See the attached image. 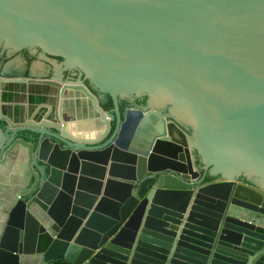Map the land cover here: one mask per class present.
Wrapping results in <instances>:
<instances>
[{"label":"water","instance_id":"water-1","mask_svg":"<svg viewBox=\"0 0 264 264\" xmlns=\"http://www.w3.org/2000/svg\"><path fill=\"white\" fill-rule=\"evenodd\" d=\"M0 44L77 74L0 75V184L26 158L0 195V264H264V0H0ZM8 83L46 86L54 105L14 122ZM141 93L170 99L194 131L154 104L121 119L117 96ZM78 94L103 126L94 138L67 132ZM194 151L221 180L202 183Z\"/></svg>","mask_w":264,"mask_h":264},{"label":"flooded vegetation","instance_id":"flooded-vegetation-1","mask_svg":"<svg viewBox=\"0 0 264 264\" xmlns=\"http://www.w3.org/2000/svg\"><path fill=\"white\" fill-rule=\"evenodd\" d=\"M23 50V49H22ZM4 60V61H3ZM16 61V66L22 68L26 67L30 74L27 77H38L44 79H57L63 82H69L76 79V72L73 70L65 71L64 66L61 64L62 60L57 56H51L43 53L38 49H26L24 52L21 50H15L11 47H6L0 44V75L2 77H8L5 73L8 71V65L10 61ZM10 77H22V76H10ZM3 95H9L8 101H3ZM48 91V88L43 85H30L26 86L24 84L19 83H8L2 85L1 90V100L3 102L2 112L5 115H8L14 122H21L26 115L29 117L35 110L37 106L40 105V109L42 108L43 112H46L49 109V106H44V104H49L51 106L54 105V100ZM34 98V100H31ZM158 100L154 99L151 104H156ZM27 103V107L19 109L17 105H21ZM39 109V110H40ZM38 110V111H39ZM52 110V108H51ZM80 112V111H78ZM77 112V113H78ZM25 113V115H24ZM41 115V114H40ZM50 116L52 113L49 114ZM34 118V117H33ZM40 116L38 117V119ZM3 121L4 124H0V130L3 134H5L6 122L5 120L0 118V122ZM23 132H27L29 137L34 138L38 137V134L33 133L31 131H17L14 134L10 131L8 136L13 135V139H17L21 137ZM24 140V139H22ZM26 141V140H24ZM29 143H34L33 141H27ZM25 156L16 157L15 160L11 161L5 168H3L2 172H6V174L13 173L12 178L17 175L18 169H25L26 165ZM38 164L40 162L38 161ZM8 167V170H6ZM19 171V170H18ZM17 172V173H16ZM16 173V175H15ZM6 181L1 182L0 184V195L5 194L7 192L8 185H5Z\"/></svg>","mask_w":264,"mask_h":264},{"label":"trees","instance_id":"trees-1","mask_svg":"<svg viewBox=\"0 0 264 264\" xmlns=\"http://www.w3.org/2000/svg\"><path fill=\"white\" fill-rule=\"evenodd\" d=\"M26 49H23L21 51H25ZM59 59L62 60L61 57H58ZM4 61V60H3ZM9 65L8 71L5 73L6 76H22V77H27L30 74V71L26 67H17L16 66V61H10L8 62ZM83 83L86 85V87L93 93L97 100L99 106L104 110V111H109L112 112V99L111 96L108 93H102L100 92L91 82L89 79L83 78ZM9 95H3V101H8ZM31 100H34L32 98ZM154 100V94L152 93H141L139 96H133L130 95L129 97H122V96H117V103L121 115V119L123 118L124 110L128 107H145L149 108L152 104L151 102ZM159 110L163 112V114L168 115L170 118L176 120L178 124L188 133L191 134L194 131V125L191 122L189 116L187 114H183L181 117L177 116L173 112V108L175 106L174 102H172L168 98L162 99V101L158 104H154ZM1 125L4 124L3 121L0 122ZM115 126V120L111 121V131L113 130ZM35 137H29L27 135V132H23L21 134L22 139L26 141H33L36 142V135ZM195 156V167L198 169V171L201 174H204L202 183H210L214 181H219L221 180L220 175H210L208 170H204L202 163L199 160V156L197 155L196 151L193 152ZM240 182L245 183L247 185H250L252 187L256 188H261V185L258 181L254 179V177H246L245 175H241L238 179ZM53 264H68L67 262L64 261H55Z\"/></svg>","mask_w":264,"mask_h":264},{"label":"bare ground","instance_id":"bare-ground-1","mask_svg":"<svg viewBox=\"0 0 264 264\" xmlns=\"http://www.w3.org/2000/svg\"><path fill=\"white\" fill-rule=\"evenodd\" d=\"M79 104H72L73 108L69 106V112L65 113V118L69 123H67V132L78 137V138H94L99 133L102 132L103 126L91 119L96 115V112L90 107V102L87 99H83L81 95H77ZM83 108L81 104H84ZM76 105L80 107V112H76ZM73 112V113H72ZM72 113V114H71Z\"/></svg>","mask_w":264,"mask_h":264},{"label":"crops","instance_id":"crops-1","mask_svg":"<svg viewBox=\"0 0 264 264\" xmlns=\"http://www.w3.org/2000/svg\"><path fill=\"white\" fill-rule=\"evenodd\" d=\"M12 174L13 173H9V174H5L6 176H4L6 182H5V185H8V187L11 185V181L14 180V178H12ZM3 213V210L0 209V215ZM0 221H1V218H0ZM1 229V228H0ZM65 262V261H64Z\"/></svg>","mask_w":264,"mask_h":264}]
</instances>
